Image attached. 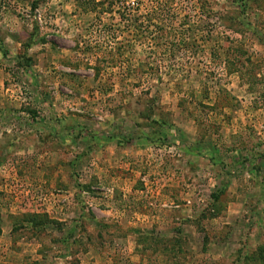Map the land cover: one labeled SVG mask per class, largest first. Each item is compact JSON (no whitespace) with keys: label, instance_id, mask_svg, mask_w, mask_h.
<instances>
[{"label":"rangeland","instance_id":"rangeland-1","mask_svg":"<svg viewBox=\"0 0 264 264\" xmlns=\"http://www.w3.org/2000/svg\"><path fill=\"white\" fill-rule=\"evenodd\" d=\"M0 264H264V0H0Z\"/></svg>","mask_w":264,"mask_h":264}]
</instances>
